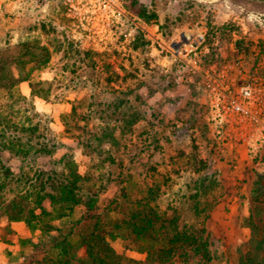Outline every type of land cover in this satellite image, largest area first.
Listing matches in <instances>:
<instances>
[{
	"label": "rangeland",
	"instance_id": "1",
	"mask_svg": "<svg viewBox=\"0 0 264 264\" xmlns=\"http://www.w3.org/2000/svg\"><path fill=\"white\" fill-rule=\"evenodd\" d=\"M132 1L0 0V56L26 61L31 81L19 88L34 103L40 134L58 145L56 159L98 177L88 194L97 195L103 221H120L126 200L132 214L145 202L206 239L211 264H244L247 242L236 241L244 235L240 224L251 237L250 213H258L264 199V157L219 139L204 100L197 101L195 70L209 63L206 58L224 57L234 69L258 67L264 74V0H139L147 18L130 11ZM128 89L134 94H120ZM139 109L132 132L84 156L74 138L80 129L120 124ZM38 143L45 141L31 144L40 149ZM8 165L22 175L5 183L0 171V236L14 239V201L31 222L17 221L34 233L19 241L22 253L10 248L11 264H77L86 248L70 233L71 222L85 207L59 219L45 197L50 188L38 189L53 172L60 175L62 165L20 170L17 158ZM106 231L113 235L96 243L94 254L110 264H202L187 246L163 259L152 253L145 262L136 260L128 250L147 254L146 240L127 230ZM116 237L123 254L112 247Z\"/></svg>",
	"mask_w": 264,
	"mask_h": 264
},
{
	"label": "trees",
	"instance_id": "2",
	"mask_svg": "<svg viewBox=\"0 0 264 264\" xmlns=\"http://www.w3.org/2000/svg\"><path fill=\"white\" fill-rule=\"evenodd\" d=\"M128 7L138 17L147 18V8L139 0H133ZM206 59V62L210 63L216 58ZM30 62H35V59H30ZM25 63L26 61L21 58L12 59L9 56H0V171L4 178L3 182L9 183L18 180L22 175L13 172L12 167L8 165L13 158L20 161V170L24 167L62 165V173L58 175L53 172L54 176L41 182L38 189L40 192H45L47 187L50 188L51 192L47 193L45 197L57 212L56 217L59 219L68 217L85 207L84 213L71 222L72 232L70 233L80 236L81 245L86 248L85 256L75 259L77 264H110L94 254L95 244L104 243L107 237L113 235L111 231L105 232V229L110 227L127 230L131 235L134 234L135 237L146 240L148 242L146 248L148 257L154 253L163 259L170 252L187 246L193 253L201 257L202 264H211L212 257L209 255L208 241L196 237L193 233H188L187 226H181L179 219L170 216L168 211H158L154 206L141 202L140 209L132 214L130 201L126 200L129 206L122 212L123 217L120 221H103L97 195L88 194L93 189L94 183L99 181L98 177L92 178L90 174L80 173L75 164H66L65 157L56 159L53 154L58 145L52 141H46V137L40 134L39 114L34 103L29 97L22 94L19 88L20 83L31 81L29 75L24 73ZM148 88L150 87L148 86ZM120 94L123 96L132 95L134 90L120 91ZM149 94H152L151 90ZM32 95L39 94L33 92ZM140 97L142 98V94L136 95V99H140ZM120 100L122 106L128 101V99L125 101L124 97ZM140 104L142 107L146 106L144 101H140ZM142 112V109L133 111L122 123L104 129L87 130L86 132L80 129L83 132L80 131L74 135L78 147L83 150L84 156L89 157L90 154L96 156L99 153V148L103 145L118 142V134L132 132L138 123L139 116H142ZM75 114L74 109L69 116L74 117ZM37 133H39L38 136H36ZM34 138H41L42 142L45 141V143H38L40 149H36L31 144ZM48 143L51 144L49 149H47ZM35 199L41 205L42 199L39 195ZM259 202L261 207L256 209L258 213L255 214V211H252L249 216L252 234L245 244L244 264H264V204H262L264 199ZM11 207L14 211L13 220H23L30 226L31 221L25 217L24 207L15 201ZM40 208L42 210V207ZM55 208H58L57 211ZM67 237L68 235L63 237L62 245L64 244V247L68 244ZM124 237L130 238L129 234H124Z\"/></svg>",
	"mask_w": 264,
	"mask_h": 264
},
{
	"label": "built area",
	"instance_id": "3",
	"mask_svg": "<svg viewBox=\"0 0 264 264\" xmlns=\"http://www.w3.org/2000/svg\"><path fill=\"white\" fill-rule=\"evenodd\" d=\"M217 57L195 70L197 101L204 100L219 139L264 157V74L258 67L237 70Z\"/></svg>",
	"mask_w": 264,
	"mask_h": 264
},
{
	"label": "crops",
	"instance_id": "4",
	"mask_svg": "<svg viewBox=\"0 0 264 264\" xmlns=\"http://www.w3.org/2000/svg\"><path fill=\"white\" fill-rule=\"evenodd\" d=\"M23 84V82L21 83ZM23 86V85H22ZM26 95V93H23ZM249 211L244 210V213L242 214V217L240 220H243L248 216ZM242 228L243 237L238 238L236 241L237 245H243L245 242L248 241L250 238V230L249 227L243 226L242 224L239 225ZM12 229L14 230V239L12 241H9L7 238H4L0 236V264H11V260L13 258V255L10 254L9 250L10 248H14L16 252H21V245L19 244V241L22 239H27L33 237L32 231L29 227L25 225L23 221H15L12 224ZM112 247L116 251L117 254H123L126 250L124 245L121 242V238L116 237L112 240ZM22 253V252H21ZM20 255H23L21 254ZM129 255L135 258L136 260L146 261L147 260V254L144 252H136L133 250H128ZM20 259H23V256H20ZM231 262H228L230 264ZM41 264H47V263H41ZM221 264H227L225 262Z\"/></svg>",
	"mask_w": 264,
	"mask_h": 264
}]
</instances>
